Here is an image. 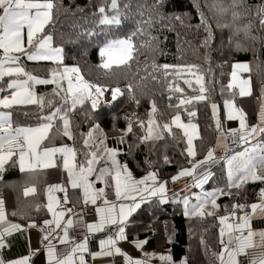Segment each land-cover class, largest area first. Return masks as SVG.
Instances as JSON below:
<instances>
[{"label":"snow or ice","instance_id":"obj_1","mask_svg":"<svg viewBox=\"0 0 264 264\" xmlns=\"http://www.w3.org/2000/svg\"><path fill=\"white\" fill-rule=\"evenodd\" d=\"M161 0H156L159 5ZM246 4V0H213V9L221 14L231 13L233 22L241 18L239 9ZM127 6V5H126ZM199 6V0H197ZM63 7L62 0H0V173L5 169L14 157L19 158V168L22 172H33L37 168L47 169L56 167L57 155L63 160V168L67 171L68 181L72 189L83 190V202L97 205V201L101 200L103 206L95 208V212L99 217L97 222L88 223L86 225L89 233L103 231L108 225H116L118 232L115 234L117 239L124 240L125 236V221L136 209L140 207L137 203V198L144 202L148 197L155 196L157 193L165 191V182L157 184V174L149 172L142 179H135L132 173L128 170L127 165H121L116 156L118 149L109 148L106 146L105 140L95 138L94 132L99 129V125H95L85 136L83 140V159L77 163V149L67 144L62 146H46L51 143V130L54 127V122H61L62 129L57 130V135H62L68 140H74L72 131L71 114L74 113L78 106L82 107L86 102H90L91 108L95 110L99 103V97H102L105 92L110 91L112 101H116L118 97L124 95L120 87L109 89L108 86H101L92 83L84 78L79 67H65L62 72H57L53 69L51 79H41L29 73L20 65L21 57L24 56L29 61H53L62 63V49L53 47V36L46 32L49 25L54 22L55 14ZM106 8L112 10L116 15L109 16ZM245 9V12L249 11ZM82 10V9H81ZM99 14V23L101 25L119 24V6L118 0H103L97 8ZM96 13H94L95 15ZM256 15L259 17L260 27L264 28V6H256ZM201 24L205 26L206 31L210 28L207 26V19L203 12L200 13ZM179 19V17H177ZM146 23H150L146 21ZM252 23L244 24L242 27H237L234 36H238L243 32L245 37L250 36ZM137 31H143L138 29ZM133 32L126 38H116L107 40L100 48L99 54L101 63L97 66L103 69L106 73L112 72L114 69H119L121 66H129L136 55L138 48L133 42V37L136 36ZM26 37V42H25ZM255 39L254 36L251 37ZM152 39H156L152 37ZM207 44V40L205 41ZM237 48L241 45L237 43ZM143 47V45H141ZM154 70H163L165 80L172 76L173 82L168 84L170 91L183 93L184 89L175 84L174 81L181 77L183 73H193L197 68L196 65L175 66V65H157L155 62L151 65ZM234 69H242L248 71L247 64H235ZM21 76L25 77L21 79ZM233 80L236 79V71L232 72ZM7 82L5 83V79ZM154 80L155 76L152 77ZM203 77L198 76L196 83L200 84L199 92L201 95L191 97L189 99H181L176 106L179 109L180 105H186L193 100L202 101L207 97L203 94L206 89L202 84ZM66 81V86L65 82ZM189 87L192 86L191 80H184ZM247 85L249 81H242ZM54 84L52 95L59 97L60 103L54 105L53 100H47L42 96H37L33 91V85ZM233 84H229V88ZM126 90L129 93L130 99L139 105L140 101L136 99L131 83L126 85ZM8 93V94H5ZM239 94L241 96L250 94L241 88ZM171 98V97H170ZM38 105L41 109L47 106L51 111L48 115L41 119L44 121L38 126H13L11 119V111L16 106ZM225 107L228 109L227 119L238 120L239 129L230 130V135L238 142L245 145L244 150L237 152L228 158V184L229 191L217 189L210 192H202L196 197L197 203L192 204L189 208L188 199L185 198V214L191 216L204 217L205 215L212 216L215 212H206V205H211L213 209H218L217 198L221 195H232L231 189H240L249 182L259 181L264 183V141H257V136L264 133V105L261 106L259 113V124L249 127L247 125L246 114L241 109H236L233 102L225 101ZM213 115H217V105L212 104ZM158 111L155 101H152L151 112L149 113L148 131L142 137V140L148 141L153 139H162L163 131L172 132L171 125L183 129V135L187 137V154L195 157L196 152L193 145V139L196 137V125L191 123L184 124L181 122V117L177 114L172 118L171 124L165 123L163 129L155 131L159 126L151 117ZM194 116L195 113H189ZM127 119V118H125ZM143 127V121H139ZM216 126L221 128L220 121L217 118ZM192 132L189 133L188 129ZM102 132V130H100ZM132 131L131 121H128L126 132L120 137V142H123V136ZM83 135V134H81ZM223 136V133H221ZM253 141H256L253 143ZM95 149V150H91ZM165 161H168L165 156ZM213 159V150L209 149L203 161H198L193 164L191 169L184 168L173 176V182L182 176H193L195 170ZM101 166L97 165H108ZM211 174H205L196 179L195 186L203 187L210 179ZM112 181L109 187L113 188L116 201H132V204L123 202L116 203L107 199V193L104 187L96 188L97 181L106 183V180ZM148 181H152L149 184ZM64 192L63 204L66 205L69 200L67 191L63 185H50L48 187V204L47 210L52 213L53 219L45 220L44 224L48 226V232L42 237L43 241H48L46 245L48 264H86L84 254L88 252L87 237L82 242H75L69 237V229L73 226L74 220L71 216L74 214L73 208H63L60 199L53 195L54 192ZM36 192V188L26 187L24 195L28 196ZM260 202L252 203L251 205L234 204L232 205V213L226 216H220V245L221 251L213 253L219 264H244V261L239 257H248V249L259 247L264 250V230H254L251 226L254 217L264 218V188L259 192ZM163 202V201H161ZM60 209L59 211L57 209ZM250 208V212H245L244 215L237 217V211H244ZM16 213H12L15 215ZM68 219L65 221V216ZM231 221V222H230ZM63 222V223H62ZM28 227H36L29 224ZM26 230L19 224L10 223L6 219L4 209V201L0 199V249L4 244L5 235H11L16 231ZM57 230H62L63 235L58 237L60 244L71 243V251L63 257L57 255L56 245L52 244V238H57ZM43 231V229H41ZM246 233V234H245ZM226 237V239H225ZM259 237L260 243L257 245L254 238ZM117 239L109 236L107 239L99 241L100 250L91 253L93 258L98 256H107L120 254L125 258V264H146L143 259H133L127 253L117 246ZM143 242H137L135 247L142 248ZM203 243V241H202ZM154 254H146L148 259H151ZM78 256V259H77ZM227 257V258H225ZM161 261L167 264H175L170 254H161ZM29 257H23L16 260L5 261L0 257V264H28ZM181 264H187L186 259L181 261ZM248 264H264V251H261L259 256L253 255Z\"/></svg>","mask_w":264,"mask_h":264},{"label":"trees","instance_id":"obj_2","mask_svg":"<svg viewBox=\"0 0 264 264\" xmlns=\"http://www.w3.org/2000/svg\"><path fill=\"white\" fill-rule=\"evenodd\" d=\"M101 3L103 0H62L63 7L46 29V32L53 35L55 43L63 48L62 63L56 64L55 68L63 64H77L91 81L106 85L109 89L120 87L124 92L116 101H112L110 91L105 92V97L95 110L91 108L90 102H86L71 114L74 140L70 141L78 151L84 150L86 133L99 125L94 137L103 139L106 136V146L118 149L116 159L120 164L127 163L134 175L142 176L154 170L160 179L169 178L180 168L202 158L212 146L225 121L223 102L226 98L234 97L236 103L245 110L249 122L257 120L264 87V28L260 27L256 6H264V0H246V4L239 9L241 18L235 22L231 13L216 12L212 7L213 0H199V6L197 0H161L159 5L156 0H118L120 23L112 25L99 23L97 8ZM250 6V10L245 12ZM106 11L108 15H116L108 8ZM201 12L207 19L210 37L201 24ZM149 20L150 23H146ZM249 21L252 23L250 36L245 37L243 32L234 36L236 28ZM133 32L137 33L133 42L139 51L129 66H121L108 73L98 68L101 63L99 51L107 40L128 37ZM237 43L241 45L240 48H237ZM238 60H246L251 65L249 74L253 91L248 97L240 96L237 91L229 88L230 73L234 62ZM153 62L157 65H196L193 73L203 77L202 84L206 89L203 94L207 99L193 100L177 109L181 99L201 95V86L195 80L188 79L191 73H183L174 83L183 88L184 92L170 91L168 84L173 82L172 76L165 80L162 69L154 70L151 67ZM186 79L192 81L191 87L184 83ZM129 83L133 85L139 105L130 99L126 90ZM152 101H155L158 109L151 117L159 126L154 129V133L162 130L165 123H171L176 114H180L185 121L197 123L199 135L194 140L195 157L188 156L187 137L183 135L184 130L175 125H171V133L163 131L162 139L142 140L148 131ZM212 104L219 107L220 129L216 126L217 117L213 115ZM193 112L194 116L189 115ZM129 120L132 131L123 136L121 143L120 137L126 132ZM139 121H143V127ZM59 127L62 129L61 124ZM103 166H110V162ZM212 182L224 185V191H229L225 185L227 181L223 165L218 166L214 172ZM263 186L264 183L256 181L240 189L232 188V195L217 198L219 208L215 215L204 218L189 217L181 212L180 207L170 209L172 205L169 203L149 205L140 214H166L168 223L163 225L162 222H153L150 231L164 230L170 234L167 244L175 256L187 253L191 264H216L218 260L213 253L220 250L218 215L233 211L234 204L257 199ZM5 191L7 194L12 193L9 188ZM35 213L46 216L43 208L37 209ZM155 242V239H149L152 246Z\"/></svg>","mask_w":264,"mask_h":264},{"label":"crops","instance_id":"obj_3","mask_svg":"<svg viewBox=\"0 0 264 264\" xmlns=\"http://www.w3.org/2000/svg\"><path fill=\"white\" fill-rule=\"evenodd\" d=\"M51 34L50 32H48ZM52 35V34H51ZM53 36V35H52ZM26 42V37H25ZM53 47H59L62 49V60H63V48L62 46L58 45L54 41L53 37ZM59 62L53 61H29L26 57L22 56L20 60V65L25 68L26 71L29 73L37 76L41 79H51L53 69L57 70V72H62L65 67L71 68L73 65L77 64H63L60 68H55L56 64ZM235 64H247L248 71H244L242 69H234L230 73L229 84H233L232 89L233 91H237L239 94L240 89L243 87L247 92L250 94L253 91V84L252 78L250 76L251 65L246 60H238L235 61ZM79 67V65H77ZM80 68V67H79ZM236 71L237 77L233 80L232 72ZM25 77L21 76V79ZM249 81L247 85H244L242 81ZM91 81V80H90ZM7 82V78L5 79V83ZM93 82V81H92ZM66 86V81L64 82ZM95 83V82H94ZM56 86L54 84H41V85H33L32 91L37 96H42L45 98V102L47 100H53L54 105L58 106L60 103L59 97H54L52 95L53 89ZM8 94V93H5ZM248 95H244L248 97ZM240 95V94H239ZM241 96V95H240ZM105 97V93H104ZM225 101L233 102L236 109H241L245 114V110L240 107L234 97H228L223 102L224 112H225V121L222 125L221 130L218 133L214 143L209 149L213 150V159L208 161L206 164L198 167L193 176H182L175 182L171 179L173 176H176L181 169L188 168L191 169L193 164L197 163L198 161H203L207 155V152L202 158L197 159L191 165L184 166L180 168V170L175 173L173 176L169 178L160 179L157 175V184L156 187L159 186L160 182H167L165 184V191L163 193H157L155 196L148 197L144 202L137 198V203H140V207L136 209L134 212L131 213L130 216L127 217L125 221V236L126 239L119 240L116 237V233L118 232V227L116 225H108L104 228L103 231L89 233L87 230L86 225L88 223L97 222L99 217L97 216L96 212L93 213L90 217H87L83 213H81L80 208L84 205L83 202V190L82 189H72L71 185L68 181L67 171L63 168V160L57 155L56 159V167L54 168H47L41 169L37 168L33 172H22L19 168V158L14 157L13 161H10L7 165H5V169L2 173H0V199L4 201V209L6 213V219L10 223H15L21 225L26 230L23 231H16L13 232L11 235H5L4 237V244L5 246L0 249V257H2L5 261L16 260L23 257H29L28 264H48L47 258V251L46 245L48 241L42 242V237L48 232V226L44 224L45 220L53 219L52 213L47 210L48 204V187L50 185H63L67 191V196L69 202L64 205L63 204V197L65 195L64 192H54L53 195L60 199L61 205L63 208H75L76 210L73 211L74 214L71 218L74 220L73 226L69 229V237L74 240L75 242H82L85 237H87L88 241V252L84 254L86 264H125V258L123 255L114 254V255H107V256H98L93 258L91 253L98 252L100 250L99 241L102 239H107L109 236H112L113 239H117V246L122 250V252L127 253L133 259H143L146 261V264H167V262L161 261L159 256L161 254H170L173 258L175 264H181V261H187V264H191L188 254L184 253L180 256H175L171 247L167 244L170 234H167L164 230H155L150 229L153 227V222L160 223L162 222L163 225L167 224L168 222L165 213H141L143 209L148 207L149 205H153L155 203H169L171 206L170 209H177L180 207L181 212L185 214V198L188 199L190 204L193 198L196 199L198 195H201L202 192H210L214 191L213 188L223 189L224 185H219L218 183L212 182V177L214 172L218 168V166L223 165L226 173V181L228 184V163L227 160L232 155H235L237 152L243 151L245 145L235 140L230 135V130L232 129H239V121L238 120H228L227 119V112L228 109L225 107ZM264 105V87L262 89V96L260 100V105L257 111V120L255 122H249L246 120L247 125L249 127L253 125L259 124V113L261 106ZM20 108H12L6 109L5 111H11L12 116L11 119L13 121V126L21 125V126H38L40 123L44 121L41 119L43 116L49 114L51 109L45 106L41 109L38 105H27L24 108L19 106ZM40 112V113H39ZM217 115L216 117L219 119V107L217 105ZM62 125L61 122H54V127L51 130L50 136L52 137L51 143L47 144L46 146H62L67 144L70 147H75L72 141L67 140L66 137L62 135H57V130L61 129L59 126ZM223 133V136L221 135ZM87 134V133H86ZM199 135L198 127H196V137ZM195 137V138H196ZM194 138V140H195ZM257 141H264V133H261L257 136ZM256 141H253V143ZM76 148V147H75ZM194 149H195V142H194ZM95 150V149H91ZM77 154V163H79L82 159V152L78 151ZM127 165V163H122L121 165ZM103 165H97V167H101ZM128 170L131 172L130 168L127 165ZM19 172V174H16ZM150 172H155L154 170ZM132 173V172H131ZM149 173V172H148ZM147 173V174H148ZM156 173V172H155ZM147 174L142 176H136L132 173L133 178L139 180L145 177ZM157 174V173H156ZM205 174H211L210 179L203 185V187H196V179L202 177ZM260 174L264 175V172ZM10 175L8 178L6 176ZM112 181L110 179L106 180V183H102L97 181L95 183L96 188L104 187L107 193V199L111 202L120 203L123 202L125 204H132V201H116V197L114 195V191L112 187L108 185L111 184ZM149 184H152V181H148ZM36 188V192L30 194L28 196L24 195V189L26 187ZM9 188L12 190L11 194L6 193V189ZM264 188V186L262 187ZM224 190V189H223ZM260 192V191H259ZM259 194V193H258ZM163 201V202H161ZM197 202V200H196ZM260 196L252 201L247 203H240L243 205H251L252 203H259ZM218 204V202H217ZM103 206L102 202L99 203L96 207ZM43 208L44 214L46 216H41L36 214L35 211L37 209ZM190 208V207H189ZM60 210L59 208L57 209ZM206 212H217V209H213L212 206L206 205L205 207ZM250 208H246L244 211H237V217L244 215L245 212H250ZM12 213H16L12 215ZM169 214H173L175 212H168ZM232 213V211L226 213H220V216H226ZM186 215V214H185ZM192 217L191 215H187ZM205 215L204 217H207ZM196 217V216H193ZM199 217V216H197ZM201 217V218H204ZM68 219V216H65V221ZM219 221V219H218ZM231 222V221H230ZM35 224L36 227H28L29 224ZM63 223V222H62ZM251 226L254 230H264V218L261 217H254L251 222ZM220 221H219V238L220 241ZM43 229V231H41ZM146 233V234H145ZM246 234V233H245ZM63 235L62 230H57L56 237L52 238V244L56 245V252L57 255L60 257L65 256L71 251L72 244H60L58 237ZM155 239L157 242L152 246L149 243V239ZM226 239V237H225ZM255 243L259 245L260 239L259 237L254 238ZM142 248L135 247L137 242H143ZM221 251V245L220 250ZM261 251L259 247L248 249L249 256L248 257H239V259L244 261V264H248V260L253 256H259ZM218 252V253H219ZM146 254H154L151 259H148ZM227 258V257H225ZM78 259V256H77ZM216 264H219L217 261Z\"/></svg>","mask_w":264,"mask_h":264},{"label":"rangeland","instance_id":"obj_4","mask_svg":"<svg viewBox=\"0 0 264 264\" xmlns=\"http://www.w3.org/2000/svg\"><path fill=\"white\" fill-rule=\"evenodd\" d=\"M112 15H115V14H111V15H109V16H112ZM116 38H126V36H120V37H116ZM116 38H113V39H116ZM102 47H103V46H102ZM73 66H77V65H73ZM73 66H72V67H73ZM77 67H78V66H77ZM79 69H80V68H79ZM80 72H81V74L84 76V78H85L86 80L90 81V79L87 78V77L84 75V73L82 72L81 69H80ZM190 75H191V77L188 78V79L195 80V81H196V78H197L198 76H201V75L194 74V73H191ZM90 82H92V81H90ZM92 83H94V82H92ZM202 83H203V80H202ZM96 84H97V83H96ZM198 85L201 86L200 84H198ZM103 97H104V95H103L102 97H99V102L102 100ZM176 115H177V114H176ZM176 115H175V116H176ZM179 115H180V114H179ZM175 116H174V117H175ZM180 117H181V115H180ZM181 122L184 123V124H189V123H191V124L196 125V126L198 127V125H197V123H196L195 121H185V120H183V119L181 118ZM169 124H171V123H169ZM188 131H189V133H191V132H192V129L189 128ZM193 145H194V139H193ZM213 189L216 190V188H213ZM196 203H197V202H196V199L193 198V199L191 200L190 204H189V207H191L192 204H196Z\"/></svg>","mask_w":264,"mask_h":264},{"label":"built area","instance_id":"obj_5","mask_svg":"<svg viewBox=\"0 0 264 264\" xmlns=\"http://www.w3.org/2000/svg\"><path fill=\"white\" fill-rule=\"evenodd\" d=\"M101 200L97 201V205L99 203H101ZM97 205H92L91 203L85 204L80 208L81 213H83L84 215H86L87 217H90L91 215H93V213L95 212V208ZM76 209L73 208V211H75Z\"/></svg>","mask_w":264,"mask_h":264}]
</instances>
